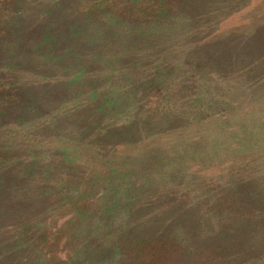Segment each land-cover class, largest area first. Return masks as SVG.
<instances>
[{
  "label": "rangeland",
  "instance_id": "obj_1",
  "mask_svg": "<svg viewBox=\"0 0 264 264\" xmlns=\"http://www.w3.org/2000/svg\"><path fill=\"white\" fill-rule=\"evenodd\" d=\"M25 1L32 3V10L38 19H25L24 26L14 36L12 33L8 36L12 30L6 25L10 24L11 14H15L14 6L18 0H0V46L6 50L3 62L9 66L0 69V148L10 146L14 140L19 145H11L5 153L10 152L13 156V153L25 150L28 154L29 149L37 147L41 133L38 125L43 118L53 120L47 122L53 130L67 127L74 130L72 133H79L85 128L88 138L86 146H83L82 138L70 141L58 138L54 143L41 137L44 145H51L50 149L54 148V144L57 148L66 146L67 154L76 148V151L73 150L76 163L67 167L62 152L52 154V150L41 147L36 156L43 164H56L53 172H57L60 183L52 182L54 192L63 190L61 196L67 191L73 194L61 203L63 214L59 215L56 211L42 222L33 218L11 220L3 215V208L0 209V232L4 235L0 236V259L7 251L19 264H58L57 258L52 259L45 251L47 243L56 246L55 255L64 257L61 248L66 239L69 238L70 243L75 240L76 234L73 233L80 231L82 222L89 221L86 215L92 212L77 216L79 209L91 205L94 210V205L102 201V191L96 180L99 175L104 176L106 168L101 166L100 157L99 160L96 156L91 159L83 149L89 147L93 150L95 144L112 143V140L109 141L111 134L119 140L125 137L128 142H140L150 138L155 128H162L158 126L164 120L157 118L163 112H159L154 120L150 110H144L154 109L156 96L136 94L134 97H141L133 102L128 96L132 95L131 91L151 83L153 77L149 75L152 67L153 70L156 68L154 63L165 58L167 60L157 76L163 72L170 79L175 74L188 76L193 72L198 77L214 78L216 81V87L214 81H202L201 92L209 95L211 101L204 108H194L190 112L198 120L194 128L200 129L194 145L201 152L187 156L180 163L184 178H194L185 191L190 190V194L196 197L206 187L205 191L212 190L215 194L211 195L208 205L194 200V203L179 209L181 204H178L177 214L162 222L135 219V229L143 233L135 234L133 245L130 241L122 245L123 237L115 234L109 237L114 244L108 241L109 245L104 247L102 236H96L92 239V246L97 244L99 253H106V256L101 255L104 264H264V202H250L246 186L239 188L234 195L233 186L228 184L230 178L244 182L245 175H262V181L254 180L256 184L249 185L261 194L252 196L264 201V0H250L238 10L237 0L230 4V0H222L219 8L209 17L196 9L186 16V25L180 24L181 31L176 34L169 32L168 43L158 42V36L151 37L149 24L138 28L131 17L127 19V15L134 11L132 6H136L135 3H129L130 10H126L127 4L122 6L119 1L114 4V0H74V8L63 10L60 17L55 10H50L54 6L49 2L57 0ZM168 3L169 0H162L159 10L166 9L164 5ZM172 12H177L176 5ZM114 14L124 16V23L119 24L121 19L114 18ZM136 15L134 12L133 17ZM87 16L89 18L86 19ZM191 21L198 26L193 28ZM188 24L191 29L187 28ZM8 39L10 41L6 43L2 41ZM162 46L165 50L161 49ZM14 48H23L24 54L20 51V55L16 56L19 58H15ZM110 66L111 69L108 68ZM140 69L142 72H139ZM124 77L126 81L122 80ZM140 78L146 79V83L142 85ZM194 82L196 85L197 81ZM44 93H47L45 97ZM42 94L43 100H39L38 95ZM26 111L33 113L22 115L23 119H19L17 114H26ZM167 111H164L163 117L179 115ZM215 112L222 117L215 119ZM206 116L209 119L200 123V119ZM116 124L122 125L121 132L117 129L116 133L103 132L102 127L114 130ZM224 126H227L224 132L231 133L228 134L227 145L220 146L222 141L215 135L217 129L223 132ZM122 144H114L113 155L121 152ZM212 145L214 147L210 148ZM150 153L158 154L157 151ZM40 155L44 159L38 158ZM3 168L6 167H0L1 177L10 172ZM73 181H80L82 185L75 188ZM216 181L226 183L228 192L216 194L223 186L212 184ZM30 186L35 187L34 184ZM184 188L180 192H185L182 191ZM40 189L38 185L36 191L42 194ZM74 189L85 190L86 196L76 194ZM248 189L251 190L250 187ZM91 191L93 194L87 198ZM16 197L20 200L19 193ZM62 200L59 198L58 201ZM112 213L107 210L108 215ZM252 213L254 219L245 221L246 216H253H249ZM25 230L29 234L30 230L35 233L37 242L42 244L34 250V256L24 247L23 240L18 239V242L12 238L30 240L27 235L19 236ZM19 243L23 250H20ZM73 248L72 245L71 250ZM109 253L114 256H109Z\"/></svg>",
  "mask_w": 264,
  "mask_h": 264
},
{
  "label": "trees",
  "instance_id": "obj_2",
  "mask_svg": "<svg viewBox=\"0 0 264 264\" xmlns=\"http://www.w3.org/2000/svg\"><path fill=\"white\" fill-rule=\"evenodd\" d=\"M100 1L106 0H99V2ZM118 1L122 6L127 4V6L125 7L126 10H130L128 9L129 3H135L136 6H132L134 11L130 12L131 14L127 15V19H129L128 17H131L132 20L136 22V27L138 28L145 27L149 24L151 37L152 35L154 37L158 36V39H156L158 40V42L161 41L163 43H168L170 41V33H178V31L182 30L180 24L186 25L184 21L188 23L186 16L190 15L194 10L198 9V12H202L203 16L207 15L206 17H209L210 15H213L212 13H214L219 8V2H221L222 0H169L168 5H164L167 6V8L164 10H159V6L161 7L160 4L162 0H114V4H116ZM237 1L239 2V7L237 8L238 10L246 6L250 0ZM240 1L242 2L241 5ZM231 2L233 3L236 1L230 0L228 3L230 4ZM53 3L54 2H49L51 6H54V8L50 10H55L57 16L59 14L61 17L63 10L66 11L69 8H74L75 2L74 0H57L54 4ZM94 3L96 4V2ZM174 5H176L177 12H172ZM14 7L15 14H11L12 18L8 21L10 24L6 25V27H10V29L12 30V32H10L8 36H11V33L14 36V33H16L21 27L24 26L23 23L25 22V19L29 21H33L36 17L38 19L37 14L33 12L34 9L32 8V3L30 1L18 0L17 5H15ZM234 10L235 9L231 10V12ZM134 12L137 14L135 17H133ZM32 14H36V16H33ZM114 15V18L117 17L118 20L121 19V22L119 24L124 23V16L120 17L118 16V14ZM85 18L87 19L89 17L87 16ZM92 19L93 18L91 17V20ZM127 19L126 26L128 25ZM94 21L98 20L94 19ZM191 23L193 28L198 26V23H194V21H191ZM187 28L191 29V26L188 24ZM157 29L159 30V32L157 31ZM154 33H157V35ZM16 36L19 37V34H16ZM18 37L15 39H18ZM4 40H2L4 43L10 41L9 39L6 41ZM15 45L19 47L17 43ZM157 45H159V43H157ZM79 48L80 47H78L77 50H79ZM161 49L165 50L163 46ZM5 51L6 50L4 48H1L0 46V69H6L9 67L5 62H3L6 58ZM13 51V53H16L13 55L15 58H19V56H16L17 54L20 55V51L24 54L23 48H14ZM76 51L75 55L77 56ZM166 60L167 59L165 58H161L160 61L154 63V68H156L155 70H153L152 67V73L149 75L153 77L151 83L149 85L142 86L137 91H131L132 95H129L128 99L133 102L136 99H140L141 96H156L157 99L154 101V109L144 108V110H150V112L153 114L152 118H154V120H156V115L159 114V112L164 113V111L167 110V112H175L176 114L178 113L179 115L184 116L182 117L179 115H172L169 117H163V113H160L157 119L163 118L164 123H160L158 127L162 128H155V131L152 133L150 138L142 140L140 142H128L125 137H122L119 140L117 138H113L114 134H111L109 135L111 137L109 141L112 140V143L110 144H95V146L93 145V150H91L89 147H83V152H88L86 155L87 157H90L91 159H93L94 156H96L97 159L100 157V160H98L100 161L101 166H104V168H106V170H104V176L100 177L99 175V179L96 180V183L100 185L102 191V201L100 202V204L94 205V210L90 208L91 205L84 207L83 210L79 209L77 216H84L86 212H92L91 214L86 215V217L89 218V221L82 222V224L80 225V231L76 230L75 233H73L76 234L75 240L70 243L69 238L66 239L67 242H65L61 248L63 249L64 253L63 258L55 255L57 254L54 249L56 246L52 247L53 243H47L45 245V251L50 253L52 259L57 258L58 264H104L105 261L102 260L101 255L106 256V253L100 254L101 251L97 244H95V246H92V239H94L93 237L97 236V238H100L102 236L103 245L104 247H106L107 245H109L108 241H112L111 244H114L113 240H110V238L112 237V235L118 234L119 236L123 237V239H121L123 240L122 245H125L126 242L129 241L133 245L135 234L138 232L143 233L141 232V230L137 231L135 229V219L155 220L157 222H162L165 220V218H172L177 214L175 210L178 204H181L179 206L180 209L183 208V206H185L186 204L194 203V200L200 201L207 205L209 202H211V195L215 193L212 190L205 191L207 188L204 187V185L202 187H204L205 189H202V193L198 194L196 197H193L194 195L190 194V190L185 191L188 188V183L191 181V183L194 182V178H184V173L182 171V168L180 167V163L187 156H193L195 153L201 152L200 149L196 150V147L194 145L196 139H198V129H200L194 128L196 125H198V120H196L195 117H192L190 112H192L194 108H204L211 101V97L209 95L201 92V84L203 83L202 81L204 80L208 83H212L214 81V86L216 81L214 78L211 79L202 76L198 77L193 72L189 73L188 76L175 74L170 79H168V77L163 72H161V76H157V74L160 72V68L163 67L164 61ZM145 65L148 66V64ZM13 68L14 67L12 66L11 69ZM108 68L111 69L112 67L110 66ZM139 68H141V66ZM70 70H72V68H70ZM70 70L68 72H70ZM139 72H142V70L140 69ZM148 78L150 79V77H147L146 79ZM146 79L143 80L142 78H140L139 81L142 82L143 85L146 83ZM122 80L126 81L127 79L124 77ZM194 80L197 81L196 85H194ZM170 81L174 82L172 84H168ZM199 84L200 88L197 87ZM9 85H13V83H10ZM143 87H146L145 92ZM45 94L47 95V93H44V97ZM136 94L141 96L134 97V95ZM24 96L26 97V95ZM42 97L43 94L41 96L38 95L39 100H43ZM18 103L19 100H17V104ZM143 107L144 106H142V108ZM31 113L33 112L26 111V114H21V112H19L17 116H19V119H21L22 115L26 116L28 114L30 115ZM217 117L222 116H220L218 112H215L214 118L217 119ZM207 119H209L208 116L202 117L200 119V123L206 122ZM168 120L170 122H168ZM47 122H53V120L49 121L47 120V118H43V120L39 122L38 129L40 128L41 133L40 138L37 142V147L33 150L29 149L28 154L25 150H22L20 153L17 151L16 153H13V156L10 154V152L5 153L6 149H8L11 145H19L17 141L13 140L10 146L5 145V147H3L1 145L3 148H0L2 150L0 151V167L5 166L6 168L3 169H7V171L10 172H7L6 175L2 176L4 180L0 176V209L3 208V215L8 219L17 220L18 218H21L26 220L29 218H33L36 220V222H42V220L47 216H53L56 211L59 212L60 215L62 213V209L60 207L63 206L61 203L65 201L64 198L69 194H73V192L67 191L65 195L61 196L63 190L54 192V186L52 182H55L57 184L60 183L58 176H56L57 172H53V167L56 166V164L51 162L43 164L39 161V159H37L36 156L39 153L40 148L42 147L46 150H52V154L53 152H55V154L62 152L61 154L62 157L64 156L63 158L65 161L64 165H73L76 163L74 155V151H76V148L73 149L74 151L72 150L67 154L66 152L68 147L66 146L57 148L54 144V148L50 149L49 146L51 145H44V143L41 141V137L47 142H49V139H51L52 141H54V143H57L56 141L58 138L69 139V141L72 139L82 138L83 140L81 142L83 143L84 141L85 145L83 143V146H86L85 141L88 138V136L86 137L87 133L85 132V128L80 129L79 133H72L71 131L74 130H68L69 128L67 127H60L59 129L54 128L53 130L50 129ZM56 124H58V126H61L59 123ZM102 129L104 130L103 132H106V134L116 133V129L117 132L122 131V125L116 124V126H114V130H111L108 127H106L105 129L102 127ZM207 129L209 128L207 127ZM226 129L227 126H224L222 127L223 132H220L218 129L216 130L217 134L215 135V137L222 141L220 146H222L223 144L227 145L226 140L228 138V134L231 132H224ZM222 134H224L225 139H222ZM116 142L123 143V149L119 154H117V156L113 155L114 144ZM202 143H204V141ZM205 143H207V140L205 141ZM162 147L164 148L162 149ZM213 147L214 146L212 145L210 148ZM70 149H72V147ZM151 151H157L158 154L155 155L153 153H150ZM2 155L4 157H2ZM41 156L42 155H40L38 158L44 159L41 158ZM252 177V175H245L244 182H242V180H239V182H237V179L230 178L228 179V181L230 182L228 184L233 186L234 195L239 188L243 189L246 186L249 201L254 204L258 201L263 203L264 201H260L256 196H252L253 194H258L259 196L261 194L256 190V188H252L249 185L256 184L253 182L254 180L262 181V175H254L253 180ZM4 181L5 184H3ZM214 183L223 185L216 192V194H224L225 192H228L226 183H220L217 181L212 182V184ZM30 184H34L35 187L30 186ZM38 185H40V188H42L40 190H43L42 194L41 192L36 191ZM78 185L81 186L82 183L80 181H76L74 182L73 186L77 188ZM206 185L208 186L207 183ZM248 187H250L251 190L248 189ZM182 188H184L182 191L185 192H180ZM74 191L78 195L85 194V190L78 191L77 189H74ZM17 193L20 194V200L16 197ZM92 194V191L89 192V195L87 194V198H89ZM37 195H39V197L35 198V196ZM26 196H28L29 198ZM59 198L60 200L61 198L63 200L58 201ZM85 198L86 197H84V199ZM98 206L101 207L98 208ZM108 209H110L114 213L108 215ZM257 210L258 209H256V211ZM244 213L245 210L243 214ZM249 216L252 217L246 216L244 220L248 221L254 219L253 213ZM20 223L23 222H19V224ZM160 231L163 232V230ZM1 235L3 234H1L0 232V236ZM23 235H27L30 240H25L22 238L20 239L19 237L12 238H16L17 241L19 239L21 240V242L23 240L22 243L24 244V247L26 249L31 251L30 254H32L34 250L39 247V244L40 246H42L41 243L37 242L36 234L31 230L30 234L27 230H25L19 236L22 237ZM6 236L8 238L10 237V235L8 234ZM38 238H40V236ZM20 244L21 243H19V245ZM72 245L74 248L71 250ZM128 247H130V243L128 244ZM21 249L23 250L22 245H20V250ZM111 254L112 253H109L108 255L110 256ZM112 255L114 256V254ZM1 256L4 257L0 259V264L1 262L3 264H19V261L12 259L7 251ZM111 258L113 257H109V259ZM95 260H97L96 263H94ZM31 263L32 262L25 264Z\"/></svg>",
  "mask_w": 264,
  "mask_h": 264
}]
</instances>
